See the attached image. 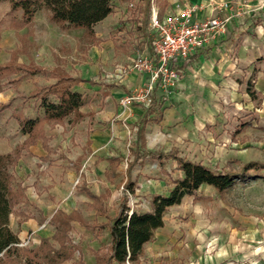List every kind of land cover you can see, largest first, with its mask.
Returning a JSON list of instances; mask_svg holds the SVG:
<instances>
[{"label":"rangeland","instance_id":"1","mask_svg":"<svg viewBox=\"0 0 264 264\" xmlns=\"http://www.w3.org/2000/svg\"><path fill=\"white\" fill-rule=\"evenodd\" d=\"M98 43L95 30L91 34L84 28L62 26L45 8H39L33 20L25 22L22 11L12 10L9 0L0 2V153L16 147L20 150L18 162L12 167L17 202L11 227L20 236L25 221H37L38 225L33 222V226L25 227L21 237L24 245L20 246L32 249L42 238L51 239L59 248L54 235L61 226L63 230L57 236L69 240L68 248L73 250L72 257L62 264H98V258L107 253L109 226L118 214L126 170L137 142L139 119L129 122L117 115L107 119L104 112L100 114L104 97L116 86L106 79L116 77L115 72L103 67L100 56L90 57L91 44ZM52 77L56 80L50 81ZM66 86L86 89L83 112L87 115L79 121L73 117L62 122L39 119L35 142H25L28 135L22 131L20 120L43 116V97L56 100L53 92ZM160 89L166 95L171 87ZM249 115L242 113L234 120L228 115L206 123L203 133H191L183 147L173 145V151L183 157H217L221 162L218 167L238 169L240 163L227 159V143L230 136L248 126ZM40 127L49 139V149L43 145ZM115 127L126 131L120 146L101 137L107 129L115 134ZM249 135L258 134L252 129ZM158 143L161 150L166 142ZM38 144L44 154L40 160L30 151V146ZM111 155L117 159L111 160ZM175 165L173 159L163 163L149 157L134 167L135 193L130 194L128 202L132 209L149 210L154 194H168L181 174ZM262 170L225 192L204 186L195 195L185 196L180 204L169 208L164 227L134 264H264V241L258 236L262 232L256 230L264 217ZM88 191L100 199H93Z\"/></svg>","mask_w":264,"mask_h":264},{"label":"crops","instance_id":"2","mask_svg":"<svg viewBox=\"0 0 264 264\" xmlns=\"http://www.w3.org/2000/svg\"><path fill=\"white\" fill-rule=\"evenodd\" d=\"M224 1L230 3L229 9L220 8V4ZM191 4L199 6L195 13L198 19L226 14H232L233 17L223 33L210 39L204 47L193 53L188 61L177 62L181 73L180 78L168 94L165 95L160 86H157L154 91L156 92L155 102L150 108L145 109L140 104L123 107L119 102L121 97L142 87L149 78V73L134 68L131 60L140 55L155 56L154 31L151 26L153 13L164 17ZM94 30L99 43L91 44L89 55L91 58L100 56L103 67L109 73L115 72L114 77H116L106 79L108 82H116V86H110V92L104 97V110L100 114L104 112L107 119L117 115L118 119H126L129 122L139 119L137 142L131 161L134 160L138 149L140 151L159 150L161 145L158 142L164 141L166 143L161 150L169 152L173 150V145L183 147L186 137L191 133H203L206 123L214 122V120L221 121L228 115L234 120L242 113H250L249 119H246L249 121L248 126L229 137L227 159L240 165L252 160L264 161V0H114V11L96 23ZM54 65L57 64L54 63ZM51 80L56 79L52 77ZM249 86H253L256 90L255 98L249 94ZM71 89L82 93L86 91L83 87L81 89L76 86H72ZM41 108L44 115V109L42 106ZM82 111H84L83 108ZM252 129L259 136H250ZM114 130L115 134L107 129L100 136L107 142L120 146L121 137L126 136V131L121 127H115ZM215 130L219 133V126H216ZM169 136L172 141H167ZM93 137L95 134L92 133V139ZM167 144L170 146L167 147ZM30 151L33 152L32 157L39 160L40 156L44 155L40 153L39 144L30 146ZM25 153L28 152L25 151ZM23 156L28 160V155ZM24 158L20 160L23 163ZM109 158L117 159L113 155ZM186 158L208 166H221L217 157L209 159L207 156L200 155ZM145 159L148 157L137 165L143 164ZM168 159L173 158L156 160L164 163ZM173 160L177 168L178 163L175 159ZM179 171L181 172L179 177H181L183 173ZM254 172L261 171L247 172L237 178L235 185ZM204 186L211 185L204 184L199 189ZM33 222L37 224V221L32 218L21 225L20 238L24 228L33 226ZM162 228H159L156 234ZM256 230L262 232L258 236L264 241V217ZM153 240L146 243L144 254ZM131 264L134 263L131 262Z\"/></svg>","mask_w":264,"mask_h":264},{"label":"trees","instance_id":"3","mask_svg":"<svg viewBox=\"0 0 264 264\" xmlns=\"http://www.w3.org/2000/svg\"><path fill=\"white\" fill-rule=\"evenodd\" d=\"M7 1V0H0ZM12 10L20 9L25 22L33 20L39 8L47 9L51 19L62 26L84 28L94 34V25L109 16L114 11V0H9ZM160 18H162L159 15ZM252 98L256 97L253 86L248 87ZM57 99L50 100L43 97L41 106L44 115L36 118L25 117L20 120L22 131L28 135L25 142L34 143L37 135L36 126L42 120L48 122H62L68 117L77 121L82 120L86 113L82 108L87 102L84 93L72 90L70 86L61 91L53 92ZM155 102L153 97L152 105ZM149 106L148 108H150ZM39 134V133H38ZM40 127V137L43 145L49 149L48 137ZM23 147V146H22ZM20 150L0 153V264H62L72 257L73 250L68 248V242L58 237L63 229L57 226L54 239L59 243L56 248L49 238H42L41 243L32 249L20 246L22 242L19 233L11 227V215L17 202V192L14 190V173L12 167L18 162ZM165 159L173 158L177 161V168L183 175L174 179V185L168 194H154L150 199V209L139 211L132 209L129 202L130 194L135 193V182L132 180L134 167L144 158ZM264 169V162L252 160L240 165L238 169H223L218 166H208L174 153L173 150H150L135 152V158L127 167V179L124 184L123 199L118 208V214L109 226L111 242L107 253L98 258V264H108L112 261L124 263L127 260L137 263L144 254L145 245L153 240L156 231L164 227L166 212L172 206L182 202L185 196L195 195L199 188L211 185L217 191L223 192L236 183L237 178L249 171ZM90 197L100 199L95 193L88 191ZM132 210V211H131Z\"/></svg>","mask_w":264,"mask_h":264},{"label":"built area","instance_id":"4","mask_svg":"<svg viewBox=\"0 0 264 264\" xmlns=\"http://www.w3.org/2000/svg\"><path fill=\"white\" fill-rule=\"evenodd\" d=\"M220 8L229 9L230 3L224 1ZM198 9V5L191 4L162 18L153 13L151 26L154 31L155 56H140L134 60V67L148 72L149 79L142 87L121 99L123 107L134 104L149 107L157 86L172 87L179 80L181 73L177 62L188 61L193 53L204 47L210 39L223 33L233 17L232 14H226L198 19L195 17ZM20 245L24 244L21 242ZM126 263L131 264L129 260Z\"/></svg>","mask_w":264,"mask_h":264}]
</instances>
